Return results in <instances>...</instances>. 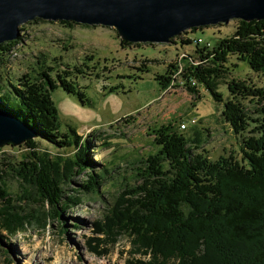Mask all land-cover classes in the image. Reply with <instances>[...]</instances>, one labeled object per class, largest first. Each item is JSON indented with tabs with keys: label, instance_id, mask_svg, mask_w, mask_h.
<instances>
[{
	"label": "trees",
	"instance_id": "16d2710c",
	"mask_svg": "<svg viewBox=\"0 0 264 264\" xmlns=\"http://www.w3.org/2000/svg\"><path fill=\"white\" fill-rule=\"evenodd\" d=\"M196 29L171 38L169 43L189 46L193 38L183 36ZM16 43H1L0 53L10 51ZM119 45L139 44L119 40ZM230 57L244 62L253 73L264 74V21H235L229 36L217 38L208 48L194 46L179 76L188 93L196 95L194 85L200 86L214 103L222 105L220 116L238 139L236 156L212 163L199 160L180 133L187 126H160L153 139L157 152L143 161L136 174L139 183L115 198L104 216V227L97 230L100 239H89V250L104 254L105 248L122 236L130 247L122 264H264V87L226 81L227 98L223 100L216 91V80L226 75ZM175 70L169 64L163 75H156L158 86H169ZM79 73V69L65 65L56 75V84L44 72L39 74L43 80L22 75L15 81L5 77L0 82V107L36 134L23 143L29 157L14 171L17 179L31 187L27 199L36 205V211H0V232L7 237L25 231L32 222L44 227V218H57L80 204L77 195H65L62 187L66 176H71L70 170L78 176L91 168L89 143L82 142L70 127L59 132L49 97V91L56 87L75 94L68 78ZM76 95L81 100V93ZM245 101L252 104V111ZM38 140L61 151L76 149V158L62 165L54 159L53 164L36 153ZM101 180L97 173L87 174V186L81 185L82 191L100 194ZM0 199H6L1 188Z\"/></svg>",
	"mask_w": 264,
	"mask_h": 264
},
{
	"label": "rangeland",
	"instance_id": "374dc122",
	"mask_svg": "<svg viewBox=\"0 0 264 264\" xmlns=\"http://www.w3.org/2000/svg\"><path fill=\"white\" fill-rule=\"evenodd\" d=\"M234 26L232 20L226 25L196 29L183 37L212 44L217 38L229 36ZM20 27L17 43L10 51L0 53V82L5 77L15 81L22 75L43 80L39 74L44 72L56 84V75L65 65L79 69V74L68 78L75 94L56 87L49 91V97L59 132L70 127L82 142L88 141L91 168L78 176L70 170L71 176H66L62 187L65 195L79 197L78 206L64 210L57 218H44V227L32 222L14 236L0 232V264H122L130 251L124 237H117L104 254L89 250L88 241L100 239L97 230L104 227V216L119 193L139 183L136 174L143 161L158 150L154 131L162 125L176 129L180 122L186 124L180 133L188 139L194 155L209 163L236 156L238 139L220 116L221 104L214 103L200 86L194 85L196 95L184 87L179 75L194 46L168 42L121 47L113 29L79 24L68 27L57 21H29ZM169 64L176 70L170 85L161 88L154 77L163 75ZM226 67V75L216 80V91L223 100L227 98L226 81L264 87V74L253 73L244 62L230 57ZM76 92L81 93V100ZM244 105L253 110L247 101ZM189 120L194 123L189 125ZM36 149L53 164L57 159L58 165L73 161L77 154L76 149L61 151L42 140L37 141ZM27 157L29 151L23 143L0 147V188L7 201L0 199V211L35 214L36 205L27 199L31 187L14 174L18 163L26 162ZM91 173L102 178L97 190L100 194L81 189V185L87 186V174Z\"/></svg>",
	"mask_w": 264,
	"mask_h": 264
},
{
	"label": "water",
	"instance_id": "95a60500",
	"mask_svg": "<svg viewBox=\"0 0 264 264\" xmlns=\"http://www.w3.org/2000/svg\"><path fill=\"white\" fill-rule=\"evenodd\" d=\"M39 19L113 29L130 44H166L192 29L229 21H264V0H0V44ZM35 132L0 107V147L19 146Z\"/></svg>",
	"mask_w": 264,
	"mask_h": 264
},
{
	"label": "built area",
	"instance_id": "2783aa9c",
	"mask_svg": "<svg viewBox=\"0 0 264 264\" xmlns=\"http://www.w3.org/2000/svg\"><path fill=\"white\" fill-rule=\"evenodd\" d=\"M190 41H191V43H190L189 47L190 46H200V45H203L206 48H208L210 46V43L209 42L203 41V40H201L199 38L190 39ZM190 82L192 83V85H194V82L191 79H190ZM193 123H194L193 120H189V123L188 124L190 125V124H193ZM185 126H187V125L184 124V123H182V122H180L178 124L177 128H182V127H185Z\"/></svg>",
	"mask_w": 264,
	"mask_h": 264
},
{
	"label": "bare ground",
	"instance_id": "6f19581e",
	"mask_svg": "<svg viewBox=\"0 0 264 264\" xmlns=\"http://www.w3.org/2000/svg\"><path fill=\"white\" fill-rule=\"evenodd\" d=\"M185 127H186V126H185ZM185 127H184V128H185ZM182 128H183V127H182Z\"/></svg>",
	"mask_w": 264,
	"mask_h": 264
}]
</instances>
